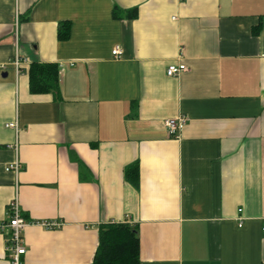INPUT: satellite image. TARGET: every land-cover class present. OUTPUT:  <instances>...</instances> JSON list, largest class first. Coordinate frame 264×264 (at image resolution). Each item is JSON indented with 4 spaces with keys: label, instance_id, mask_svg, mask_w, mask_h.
Listing matches in <instances>:
<instances>
[{
    "label": "crops",
    "instance_id": "crops-1",
    "mask_svg": "<svg viewBox=\"0 0 264 264\" xmlns=\"http://www.w3.org/2000/svg\"><path fill=\"white\" fill-rule=\"evenodd\" d=\"M16 57L0 74V221L17 201L64 224L28 226L24 264H92L110 223L139 229L141 264H264V0H0V63ZM34 62L60 67L59 94L30 92Z\"/></svg>",
    "mask_w": 264,
    "mask_h": 264
},
{
    "label": "trees",
    "instance_id": "trees-1",
    "mask_svg": "<svg viewBox=\"0 0 264 264\" xmlns=\"http://www.w3.org/2000/svg\"><path fill=\"white\" fill-rule=\"evenodd\" d=\"M114 16L119 17L118 10ZM129 18L138 16L137 9L129 12ZM261 27L255 28L258 35ZM71 35V23L61 22L58 27V40L67 41ZM29 89L32 94H59L60 67L57 64L34 62L29 71ZM125 179L134 187L140 184L138 162L125 169ZM139 229L129 223H110L99 229V243L92 264H141Z\"/></svg>",
    "mask_w": 264,
    "mask_h": 264
},
{
    "label": "built area",
    "instance_id": "built-area-1",
    "mask_svg": "<svg viewBox=\"0 0 264 264\" xmlns=\"http://www.w3.org/2000/svg\"><path fill=\"white\" fill-rule=\"evenodd\" d=\"M122 49L117 46L113 50V56L119 59L122 55ZM14 65L19 72L21 68V59L16 57L11 63H0V74L6 71L9 65ZM188 71V67L184 64H174L168 67L167 75L170 77H177L181 73ZM189 119L182 116L177 119H171L166 121V128L171 137L179 138L180 133L188 123ZM7 128L16 129L18 131V124L11 123L7 125ZM20 165L16 163L7 168V171L19 172ZM243 210H239L241 213ZM30 225H40L47 230H56L62 228L64 225L58 221H40L34 222L25 218L19 208L17 201L11 202L9 206V217L0 221V234H2L6 240V254L9 260V264H24V257L28 253V247L24 237L25 230ZM264 231V227H263Z\"/></svg>",
    "mask_w": 264,
    "mask_h": 264
},
{
    "label": "water",
    "instance_id": "water-1",
    "mask_svg": "<svg viewBox=\"0 0 264 264\" xmlns=\"http://www.w3.org/2000/svg\"><path fill=\"white\" fill-rule=\"evenodd\" d=\"M3 77H6V75L5 76L3 75Z\"/></svg>",
    "mask_w": 264,
    "mask_h": 264
}]
</instances>
